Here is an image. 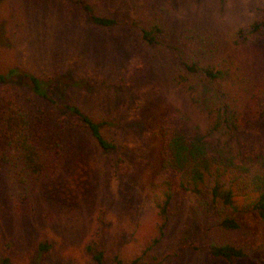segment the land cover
I'll return each instance as SVG.
<instances>
[{
  "label": "rangeland",
  "instance_id": "1",
  "mask_svg": "<svg viewBox=\"0 0 264 264\" xmlns=\"http://www.w3.org/2000/svg\"><path fill=\"white\" fill-rule=\"evenodd\" d=\"M79 1L0 2V74L18 71L0 82V157L13 154L1 126L6 98L36 110L22 75L47 80L67 69L88 83L69 88L67 98L92 118L107 119L105 134L117 148L103 152L77 127L64 130L49 172H17L0 159V264H97L86 245L101 234L103 264H114V255L139 256L157 234L167 190L170 221L154 248L163 258L159 264H229L204 250L208 242L243 247L248 255L236 264H264L263 219L245 210L237 229L214 226L179 177L160 164L163 127L202 134L209 143L217 139L211 113L197 102L200 80L183 65L188 62L227 71L219 87L239 127L226 140L227 155L254 168L248 158L264 154V36L249 33L264 0H82L114 17L111 27L91 23ZM154 24L161 31L148 44L141 29ZM237 169L219 180L243 204L254 194L238 189Z\"/></svg>",
  "mask_w": 264,
  "mask_h": 264
},
{
  "label": "trees",
  "instance_id": "2",
  "mask_svg": "<svg viewBox=\"0 0 264 264\" xmlns=\"http://www.w3.org/2000/svg\"><path fill=\"white\" fill-rule=\"evenodd\" d=\"M79 3L91 23L102 27H111L117 23L114 17L96 13L90 4L82 0ZM160 31V26L156 24L143 27L142 38L146 43L154 44L155 35ZM249 33L254 38L264 36V10L260 19L249 24ZM183 65L188 74L200 80L198 86H194L199 88L197 102L211 113L210 131L216 133L217 139L216 142L209 143L202 134L163 127L160 129L164 142L160 155L161 167L179 177L178 185L197 198L201 211L212 216L214 226L223 230L237 229V215L245 210L254 211L264 220V154L248 158V164L254 167L250 168L235 164L233 157L226 153V148H229L226 140L234 139L239 128L236 112L219 87L222 80L227 78V71L215 64L188 62ZM17 73L16 69H10L7 73L0 74V82H10ZM22 76L26 78V85L35 97L36 110H25L15 96L9 95L6 98L1 126L13 154L11 158L1 155L2 161L16 168L17 172H49L54 167L55 157L60 153L64 130L77 127L88 132L103 152H111L117 148V143L105 134V128L110 122L107 119L92 118L67 98L69 88H86V80L76 77L70 69L47 80L30 73ZM235 168H238L235 172H240L238 179L241 178L238 180L241 184L238 189L246 194H254V197L243 204L238 203L235 189L219 180L223 174ZM210 177H213V181L208 180ZM171 197L172 192L167 190L163 201L158 205L161 220L157 234L149 241L148 246L132 259L123 260L114 255V264H159L163 260L154 254V248L164 237L168 227ZM102 245V234L99 240L86 245L87 253L97 264H103ZM48 246L45 242L39 244V248L43 250ZM204 250L210 256L229 264H236L237 260L248 255L243 247L232 243L208 242Z\"/></svg>",
  "mask_w": 264,
  "mask_h": 264
}]
</instances>
